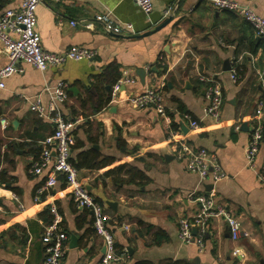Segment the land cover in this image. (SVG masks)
Instances as JSON below:
<instances>
[{
  "label": "crops",
  "instance_id": "obj_1",
  "mask_svg": "<svg viewBox=\"0 0 264 264\" xmlns=\"http://www.w3.org/2000/svg\"><path fill=\"white\" fill-rule=\"evenodd\" d=\"M152 1L149 15L134 0H59L39 5L37 30L46 50L62 53L79 45L97 54L45 71L21 63L23 71L8 77L6 87L0 89V177L4 181L0 264H44L42 235L53 216L52 204L68 235L63 264H100L104 253L91 209L78 205L63 176H58L50 192L39 194L51 169L40 175L31 169L42 152L41 141L55 124L30 105L41 94L48 111L52 96L44 89L59 81L68 83V99L60 104L63 115L80 120L73 130V159L80 164L79 175L87 189L110 217L120 256L116 264H264V180L260 178L264 143L254 167L247 165L245 156L259 102L264 100V38L242 17L216 9L210 0ZM236 1L264 16V0ZM17 4L18 0H9L7 7ZM98 13H110L131 23L132 29L110 33L94 20ZM168 17L172 20L167 25L144 35ZM73 20L78 24L72 25ZM92 21L90 29L86 23ZM2 48L0 40V67L8 62ZM112 64L119 66L122 75L128 71L137 79L122 85L115 100L112 91L118 81L110 86L98 79ZM234 67L240 71L237 80L231 78ZM140 69L146 73L144 80ZM209 78L223 89L219 120L203 110ZM148 88L161 91L172 119L129 100ZM108 95L109 104L97 110ZM179 104L199 120L197 130L189 127ZM2 119L8 121L6 127ZM172 122L188 143L215 153L228 176L214 186L203 185L168 139ZM204 190H214L216 200L241 220L244 232L239 240L231 238L221 218L211 219L202 248L180 240L179 219L199 211L190 195Z\"/></svg>",
  "mask_w": 264,
  "mask_h": 264
},
{
  "label": "built area",
  "instance_id": "obj_2",
  "mask_svg": "<svg viewBox=\"0 0 264 264\" xmlns=\"http://www.w3.org/2000/svg\"><path fill=\"white\" fill-rule=\"evenodd\" d=\"M59 0H18L16 6L6 7L0 13V40L3 43L2 51L7 56L8 62L0 67V89L6 87V79L12 74L23 71L21 63H28L35 68L45 71L49 67H60L69 60L81 61L92 59L97 52L86 46H73L62 53L46 50L42 45V37L37 30V9L40 4ZM138 7L146 14L153 11L152 0H134ZM212 5L219 10H227L242 17L259 36L264 38V16L258 14L249 4H243L236 0H210ZM170 11H167L169 13ZM95 21L100 22L110 33L122 34L126 29H132V24L121 22L110 13H98ZM93 21L87 22L86 26L93 28ZM77 25L78 21H71ZM239 73L234 67L231 78L237 80ZM136 77L125 71L118 80L112 91V99L115 100L122 85L133 84ZM45 92L52 96L50 109L44 106L41 94L37 95L30 107L38 112L40 116H50L55 124L54 131L44 137L42 152L38 159L32 163V172L40 175L45 169H51L48 179L39 194L50 192L57 184L58 176L64 180L72 190L75 201L81 207H88L93 214V226L103 240L104 253L100 264H116L120 259L116 245L115 235L109 224L110 217L105 211L104 205L99 202L87 189L80 178L79 169L73 161L72 145L75 142L73 130L80 120L68 119L63 115L60 104L68 99V83L59 81L57 85L46 86ZM206 104L204 114L219 120L221 108L224 101L223 89L214 78L207 79ZM129 100L137 107L154 108L158 114L168 116L161 91L148 88L141 93L129 97ZM49 112V113H48ZM264 100L259 102L258 116L255 119L251 131L248 146L246 148V162L249 167H254L261 145L264 143L263 126ZM185 119L189 121V127L197 130L200 122L189 113H184ZM4 127L8 121L2 119ZM240 129V125L236 126ZM168 139L177 147V156L186 159L189 171L197 173L201 183L216 185L228 176L222 168L218 157L206 147H196L188 143L176 128L168 129ZM260 178L264 180V169L260 172ZM0 188L4 183L0 179ZM199 205V211L192 217H182L178 221L179 238L184 244H194L199 248L204 246V239L209 232L210 221L213 218L224 219L227 223L231 238L237 241L244 230L241 220L233 211L216 200L214 190H204L202 193L196 191L190 195ZM38 198V197H37ZM51 212L53 219L44 226L42 240L45 246L44 264H63L67 233L60 227L59 216L56 205L52 204ZM23 208V207H21ZM239 253L240 249H236Z\"/></svg>",
  "mask_w": 264,
  "mask_h": 264
},
{
  "label": "trees",
  "instance_id": "obj_3",
  "mask_svg": "<svg viewBox=\"0 0 264 264\" xmlns=\"http://www.w3.org/2000/svg\"><path fill=\"white\" fill-rule=\"evenodd\" d=\"M9 3V0H0V13L7 7ZM238 71H239V68H237ZM240 72V71H239ZM122 75V72L120 71L119 69V66L116 65V64H112L110 66H108L101 75L98 76V79L99 81L102 83V84H108L110 86H113L121 77ZM110 99H111V96L108 95L107 98H105V100H103L102 102H100L99 104L96 105V108L97 110H101L102 108L106 107L109 102H110ZM179 110L180 112H182L183 114L184 113H188V111L183 107L182 104H179ZM167 113H168V116L172 119L174 117L173 115V112L172 111H169L167 110ZM195 118V117H194ZM172 125H173V128H178V125L173 123L172 122ZM39 151H41V148L39 149ZM41 154V153H40ZM38 157V156H37ZM74 161V159H73ZM74 163L76 164L77 167L80 166V164L76 163V161H74ZM91 165H93V163H91ZM1 181L4 183V181L2 180V178L0 177ZM126 180V179H124ZM123 180V181H124ZM53 219V216L52 218L50 219L49 222H51ZM137 264H147V263H137ZM171 264H179L178 262H174V263H171Z\"/></svg>",
  "mask_w": 264,
  "mask_h": 264
},
{
  "label": "water",
  "instance_id": "obj_4",
  "mask_svg": "<svg viewBox=\"0 0 264 264\" xmlns=\"http://www.w3.org/2000/svg\"><path fill=\"white\" fill-rule=\"evenodd\" d=\"M171 20H172V17H168L167 19H165V21L161 25L156 27L155 30L149 31V32L145 33L144 35H149L150 33L154 32V31L160 30L165 25H167ZM144 35H141V36H144ZM139 74H140V77L142 78V80H144L145 79V74H146L145 71L143 69H140ZM73 239L75 241V236L73 237ZM104 251H105V249H104Z\"/></svg>",
  "mask_w": 264,
  "mask_h": 264
}]
</instances>
